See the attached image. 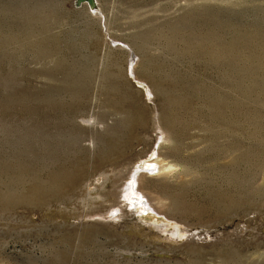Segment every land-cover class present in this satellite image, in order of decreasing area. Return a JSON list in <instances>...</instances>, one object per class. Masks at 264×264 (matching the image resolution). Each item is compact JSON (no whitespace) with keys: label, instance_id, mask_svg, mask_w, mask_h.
Returning <instances> with one entry per match:
<instances>
[{"label":"rangeland","instance_id":"obj_1","mask_svg":"<svg viewBox=\"0 0 264 264\" xmlns=\"http://www.w3.org/2000/svg\"><path fill=\"white\" fill-rule=\"evenodd\" d=\"M96 3L0 0V264H264V0Z\"/></svg>","mask_w":264,"mask_h":264},{"label":"bare ground","instance_id":"obj_2","mask_svg":"<svg viewBox=\"0 0 264 264\" xmlns=\"http://www.w3.org/2000/svg\"><path fill=\"white\" fill-rule=\"evenodd\" d=\"M88 5V3H85ZM89 6V5H88ZM90 8V7H89ZM91 9V17L93 18H99V20H101V15L99 16V9L98 6L93 9ZM122 45H120L121 47ZM123 46H127V45H123ZM124 48V47H123ZM126 48H129L128 46ZM129 50V49H128ZM134 56V55H133ZM134 61V57L133 60ZM134 65V63L132 64ZM136 65H134L133 67V71L135 70ZM156 130H157V140H158V144L155 148V154L156 157L158 156V158L156 160L153 161H149L148 162V166H150L147 169V173H142L140 171H138L137 169H135L134 174L131 177V182L129 183V185L126 186V189L124 190L125 193V197L129 198H139L140 197V204H144L148 209L153 210V212L155 211L156 213L161 214V201L158 200L157 198L153 197L151 199V194L150 192L145 188L144 186V182L147 180V178L149 177H154L157 175H161V174H171L173 171V166L174 165H170L168 163H165V156H164V146L166 145V142L169 141L170 138V134H168L163 127L161 126L160 122H156ZM133 200V199H131Z\"/></svg>","mask_w":264,"mask_h":264},{"label":"water","instance_id":"obj_3","mask_svg":"<svg viewBox=\"0 0 264 264\" xmlns=\"http://www.w3.org/2000/svg\"><path fill=\"white\" fill-rule=\"evenodd\" d=\"M85 3H88L89 7L93 9L97 6L96 0H77V6H82Z\"/></svg>","mask_w":264,"mask_h":264}]
</instances>
